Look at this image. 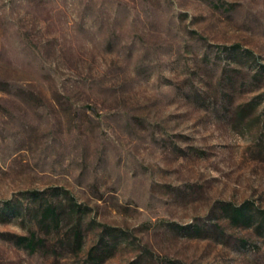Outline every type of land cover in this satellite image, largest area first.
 I'll return each instance as SVG.
<instances>
[{"label":"rangeland","instance_id":"1","mask_svg":"<svg viewBox=\"0 0 264 264\" xmlns=\"http://www.w3.org/2000/svg\"><path fill=\"white\" fill-rule=\"evenodd\" d=\"M4 200L0 264H264V0H0Z\"/></svg>","mask_w":264,"mask_h":264},{"label":"trees","instance_id":"2","mask_svg":"<svg viewBox=\"0 0 264 264\" xmlns=\"http://www.w3.org/2000/svg\"><path fill=\"white\" fill-rule=\"evenodd\" d=\"M26 193L31 195L34 199H38L39 195H40L37 191H29ZM242 208L237 209L236 212H234V216L232 215V219L237 220L238 218H242L245 220L246 217L243 214ZM22 209L23 208L19 204H14L11 200H4L1 202V206H0V218L12 216V214H17ZM42 214H43V216H47V215L50 216V215H52V209L49 207H46L43 209ZM244 220H243V223H245ZM105 229L115 230V228H105ZM16 240H17L16 244H22V246H24L25 249H27L31 252L35 249V246L39 242V239H35L33 233L29 234L28 236H18L16 238ZM19 242H21V243H19ZM87 256H88V259L90 260L91 264H99V262H101V260H102V258H100L98 256L96 247L91 248L88 251Z\"/></svg>","mask_w":264,"mask_h":264}]
</instances>
